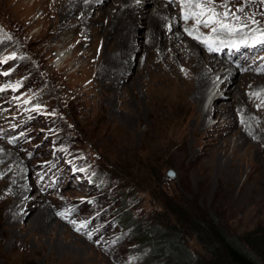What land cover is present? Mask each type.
Returning a JSON list of instances; mask_svg holds the SVG:
<instances>
[{
    "label": "rangeland",
    "instance_id": "obj_1",
    "mask_svg": "<svg viewBox=\"0 0 264 264\" xmlns=\"http://www.w3.org/2000/svg\"><path fill=\"white\" fill-rule=\"evenodd\" d=\"M170 1L174 15H184L181 0ZM67 2L64 21L74 33L64 46L48 39L49 27L36 20L44 15L46 0L12 1L8 11L0 8V31L10 44L2 50L0 43V200L8 194L16 199L14 183L22 177L39 199V207L21 222L0 201V264H146L133 232L122 227L128 212L137 220L179 226L201 256L203 246L181 223L186 214H216L237 234L264 224V123L253 125L234 107L229 114L237 132L244 134L242 127H247L253 134L246 147L236 155L231 147L214 149L213 143L223 140L219 132H210L206 148L192 147L196 135L188 118L201 113L211 74L196 99H169L161 93L160 74L170 69L160 52L169 35L163 26L153 34L152 25H135L134 40L147 34L152 42L121 52L125 20L113 28L99 11L84 8L86 0ZM222 2L216 0L223 12ZM97 4L108 10L109 0ZM154 5L141 0L138 8L147 15L145 9ZM227 10L249 22L244 33L261 23L264 29L261 0H229ZM181 19L193 28V19ZM222 34L215 39L218 45L209 43L222 51L237 42L236 48L250 49L256 64L264 65V44L251 46L248 36L249 44L241 45L236 39L245 37ZM65 51L68 60L58 68L59 53ZM16 52L23 61L18 68ZM35 64L44 66V77L23 78ZM263 95L251 99L262 101ZM169 169L174 172L170 178Z\"/></svg>",
    "mask_w": 264,
    "mask_h": 264
},
{
    "label": "bare ground",
    "instance_id": "obj_2",
    "mask_svg": "<svg viewBox=\"0 0 264 264\" xmlns=\"http://www.w3.org/2000/svg\"><path fill=\"white\" fill-rule=\"evenodd\" d=\"M12 1L18 0H0V8L6 11V7ZM67 1L68 0H48L47 4L46 0L44 15L36 18V20L42 19L50 28L45 31L47 38L53 41H60L63 46L71 43L70 37H67V35L69 33H74V30L69 28L64 21ZM98 1L99 0H86L84 8L91 12L95 10L99 11L101 15L108 18L109 24L113 28L119 27L121 24L120 21L125 20L124 27L121 30V43L123 45V50H121V52L133 48L140 50L141 44L146 45L147 39L148 44L152 42L151 38H147V34L146 36L139 35L144 37L143 40H134L135 33L133 30L137 24L143 27H148L149 24L150 26L152 25L151 32L155 31L152 32L153 34L156 33L157 28L163 26V31L167 35L169 34L168 37L165 36L160 45L162 57H168V63L166 64L170 68L168 74H160L161 80L165 83L161 93L165 97L173 100H181L191 96L196 99L200 94V87L207 80V76L211 74V77L208 78L210 86L201 104V113L197 110L195 115L188 118L191 119L189 125L193 128V134L196 135V141L192 143V147L195 145L198 150H201L209 146V141L212 140L209 138L210 132H219L218 136H222L223 139L222 141L217 139V142L213 143L214 149L223 148V150H225L227 147H231L234 155H236L239 149L244 146L246 147L247 140L253 136V134H249V129L247 127H242L240 124L238 126L244 129V134L237 132V122L231 119L229 110L234 107L241 109L246 119L253 120V125H256L257 122L264 123V100L253 102L251 99V95L254 93L259 94L257 97H261V95L264 94V71L261 70L264 69V65L256 64V59L253 56L254 53H252L250 49L240 50V48L227 46L226 43H223L221 45L226 46L224 48L221 47V49L224 54H228V59H225L223 56L224 54L219 50L220 47H215V45H218L215 39L225 32L212 34L211 31L207 30H204L205 32H200L199 28L198 33L194 32L193 35H189L187 30L191 29V23H187L186 21L185 24L182 21L181 18H184V15L181 14V11L178 13L179 16L174 15V11L170 5L171 2L174 1L163 0V2H161L149 0L155 3V5L151 9H145V11L147 10V15L143 14L144 12L142 13L140 8H138L141 0H109V4L107 5L108 10L99 9L97 4ZM177 2H179V0ZM218 6L219 5H217V8ZM217 11L222 12V10L218 9ZM50 14L53 15L52 19ZM139 16L146 17V19H137ZM192 22H194V20H192ZM262 25L261 23L257 27L251 28L249 33H244V31H242L236 34L246 38L253 34V30L262 27ZM128 35L132 36L131 42L128 41ZM195 35H199L200 39L194 38ZM202 37H205L204 40H208L207 43L214 41L215 45L210 43L206 45ZM236 40H239L240 43L242 39L237 38ZM1 42H4L2 50L10 48L8 39L5 35L3 36V32L0 31V43ZM236 44L238 43L236 42ZM66 52L67 51L59 53L60 62L56 64L58 68H63L65 66L68 60ZM146 52L152 51L146 50ZM169 53H171V55ZM18 54L19 53L16 55L17 57H19ZM148 54L151 59V54ZM22 62V58H20L15 68L21 66ZM32 70L33 73L28 72L23 75V78L29 77L32 74L35 75V73H37V78L44 77V66L37 68L35 64ZM224 76H226V78L220 83L221 78ZM43 92L44 90L40 92V94ZM214 117L218 118L217 122L209 124L208 122ZM27 181L28 180L23 177L15 181L13 192L14 195H16V199L13 201L10 200L11 197L9 194L1 198L5 208H9L10 214L17 222L24 220V216L27 212L31 211L36 206L39 207V203L36 202V200L39 199L30 194Z\"/></svg>",
    "mask_w": 264,
    "mask_h": 264
},
{
    "label": "trees",
    "instance_id": "obj_3",
    "mask_svg": "<svg viewBox=\"0 0 264 264\" xmlns=\"http://www.w3.org/2000/svg\"><path fill=\"white\" fill-rule=\"evenodd\" d=\"M178 216L183 215L174 210ZM121 220L126 232H133L146 264H264V224L237 234L224 227L216 214H186L185 222L203 246L205 255L191 250L179 226L136 219L124 213Z\"/></svg>",
    "mask_w": 264,
    "mask_h": 264
},
{
    "label": "snow or ice",
    "instance_id": "obj_4",
    "mask_svg": "<svg viewBox=\"0 0 264 264\" xmlns=\"http://www.w3.org/2000/svg\"><path fill=\"white\" fill-rule=\"evenodd\" d=\"M229 0H223L220 5L225 9L223 12L217 11L216 0H181L182 12L184 14V19H193L194 25L193 28L187 30L189 35H193L194 32L199 31V27H210L211 33L216 34L220 32H225L229 34L239 33L249 28V22L247 20H241L239 15H236L235 12L229 11L228 9ZM264 2V0H261ZM237 11L242 12L243 9H238ZM234 22V23H233ZM251 23H256L255 20H252ZM236 25H239L237 27ZM194 38L200 39L199 35H195ZM205 43L208 42L207 39L204 40ZM241 44L248 45L249 40L247 38L240 41ZM259 44H264V29L253 30L251 35V46H256ZM237 47L235 43L232 45ZM8 57L6 59H11ZM264 71V69H261ZM254 95H259L254 93ZM63 215V214H61ZM85 225H80L84 227Z\"/></svg>",
    "mask_w": 264,
    "mask_h": 264
},
{
    "label": "water",
    "instance_id": "obj_5",
    "mask_svg": "<svg viewBox=\"0 0 264 264\" xmlns=\"http://www.w3.org/2000/svg\"><path fill=\"white\" fill-rule=\"evenodd\" d=\"M173 175H174V172L171 169H169L167 172V176L170 178V177H173Z\"/></svg>",
    "mask_w": 264,
    "mask_h": 264
}]
</instances>
